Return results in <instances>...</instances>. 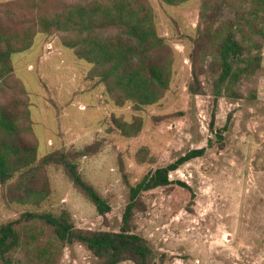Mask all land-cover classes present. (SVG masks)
I'll use <instances>...</instances> for the list:
<instances>
[{"label":"rangeland","instance_id":"374dc122","mask_svg":"<svg viewBox=\"0 0 264 264\" xmlns=\"http://www.w3.org/2000/svg\"><path fill=\"white\" fill-rule=\"evenodd\" d=\"M149 3L157 33L175 50V63L169 90L141 112L129 104L116 106L102 84L85 78L90 64L77 59L56 36L47 38L39 32L29 50L14 55L15 76L25 89L38 141L37 156L55 148L84 150L96 144L97 151L84 152L78 166L108 201L111 212L104 226L93 204L56 166L47 167L51 192L39 208L55 214L66 209L77 226L118 229L128 199L119 157L130 172V181L135 182L190 148L204 147L201 157L170 172L172 180L183 181L190 189L175 183L144 195L146 210L135 215L136 231L148 239L156 264H264V34L245 24L243 32L237 31V38L251 54H261V66L237 85L242 99L227 96L224 86L214 104L216 75L210 71L200 76L203 94L188 91L192 80L188 36H195L204 26L201 0L179 5L160 0ZM252 3L230 0L220 19L236 22L237 10L245 11L247 18ZM219 23L215 21L211 30ZM262 28L264 32V22ZM255 42L260 48L254 47ZM11 83L14 89L17 84ZM179 111L181 115L159 122L152 119ZM112 113L126 120L132 114L141 115V131L133 137L120 135L111 128ZM211 123L215 129L226 124L221 141L209 129ZM140 151L147 155L143 163L136 161ZM5 191L6 186L0 184V223L36 208L7 200ZM15 264H23L21 253L15 255ZM59 264L97 263L86 248L76 244L62 249Z\"/></svg>","mask_w":264,"mask_h":264},{"label":"trees","instance_id":"16d2710c","mask_svg":"<svg viewBox=\"0 0 264 264\" xmlns=\"http://www.w3.org/2000/svg\"><path fill=\"white\" fill-rule=\"evenodd\" d=\"M179 5L187 0H160ZM230 0H201L204 26L195 36H188V56L192 80L188 91L203 94L200 76L215 74L213 102L225 94L242 99L239 82L261 66V54L237 38L243 25L263 35L264 0H253L249 17L237 10L236 22L221 20L224 6ZM215 21H220L212 31ZM47 38L58 37L77 59L90 64L85 78L104 86L116 106L126 104L136 112L157 103L170 88L175 63V50L164 36L157 33L149 0H0V184L6 186L5 197L20 204H33V210L0 223V261L15 264L21 253L23 264H59L62 249L82 245L97 264H156L155 252L147 238L136 231L135 215L146 210L144 195L173 184L190 189L185 182L172 180L170 172L201 157L204 147L194 146L173 161L147 171L138 181H130L122 157H119L121 178L128 189L118 229L77 226L66 209L58 214L39 207L50 195L47 167L62 169L75 190L94 206L106 226L111 206L95 186L86 180L78 166L79 158L88 151H97L96 144L84 150L55 148L37 156L38 141L33 133L29 103L20 79L15 76L13 57L27 51L37 33ZM183 37V34H181ZM256 45V46H255ZM260 43H254L256 49ZM210 57L208 63L205 60ZM17 86L13 89V85ZM9 90L8 93L6 91ZM181 115L167 113L152 116L159 122ZM213 118V114H212ZM111 128L124 137L136 136L142 129L143 117L132 114L131 120L110 115ZM226 128L209 129L221 141ZM222 146V144H221ZM136 161L147 159L144 151L136 153Z\"/></svg>","mask_w":264,"mask_h":264},{"label":"built area","instance_id":"2783aa9c","mask_svg":"<svg viewBox=\"0 0 264 264\" xmlns=\"http://www.w3.org/2000/svg\"><path fill=\"white\" fill-rule=\"evenodd\" d=\"M170 175V174H169Z\"/></svg>","mask_w":264,"mask_h":264}]
</instances>
